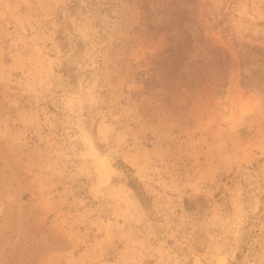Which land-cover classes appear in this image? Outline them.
<instances>
[{
	"label": "rangeland",
	"instance_id": "374dc122",
	"mask_svg": "<svg viewBox=\"0 0 264 264\" xmlns=\"http://www.w3.org/2000/svg\"><path fill=\"white\" fill-rule=\"evenodd\" d=\"M0 264H264V0H0Z\"/></svg>",
	"mask_w": 264,
	"mask_h": 264
},
{
	"label": "trees",
	"instance_id": "16d2710c",
	"mask_svg": "<svg viewBox=\"0 0 264 264\" xmlns=\"http://www.w3.org/2000/svg\"><path fill=\"white\" fill-rule=\"evenodd\" d=\"M167 33L169 34V41L171 40L172 42L173 41H176V35L175 34H172L171 31H167ZM182 41V40H180ZM174 43V42H173ZM170 44V46L167 48L166 50V53H167V59H171L175 65H178L180 62L179 60L180 59H184L186 54H185V51L184 49L186 48H181V45L178 47V48H175L174 44ZM181 65V64H180ZM145 83L148 84V79H145ZM132 172L130 169H129V172H128V184L131 188H133L137 194H139L141 197H143V193H142V190L140 189V186L137 182V179L130 173Z\"/></svg>",
	"mask_w": 264,
	"mask_h": 264
}]
</instances>
